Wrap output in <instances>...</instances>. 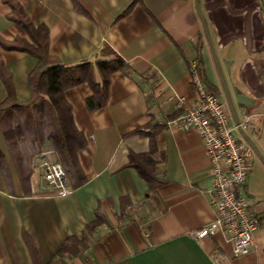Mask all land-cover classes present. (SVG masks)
<instances>
[{"label": "crops", "instance_id": "obj_1", "mask_svg": "<svg viewBox=\"0 0 264 264\" xmlns=\"http://www.w3.org/2000/svg\"><path fill=\"white\" fill-rule=\"evenodd\" d=\"M16 1L35 26L49 29L50 54L62 64H94L107 45L130 69L111 76L108 103L98 111L88 109L87 83L66 92L87 140L78 154L87 181L67 196L51 190L34 159L24 191L0 128L11 178L10 186L0 170V264H33L25 235L43 264H264V0ZM10 13L0 0V40H29ZM198 57L208 90L229 105L231 124L251 116L246 132H234L253 149L245 192L262 220L245 256L233 255L224 234L193 237L217 216L211 162L200 135L170 127L167 118L181 114L179 98L192 100L189 64ZM0 61L17 99L29 101L36 59L0 44ZM7 96L0 78V101ZM152 120L168 126L155 140L162 182L147 197L146 180L127 164L131 153L150 152V138L131 132ZM97 213L106 222L87 233ZM70 236L87 237V247L61 259Z\"/></svg>", "mask_w": 264, "mask_h": 264}, {"label": "trees", "instance_id": "obj_2", "mask_svg": "<svg viewBox=\"0 0 264 264\" xmlns=\"http://www.w3.org/2000/svg\"><path fill=\"white\" fill-rule=\"evenodd\" d=\"M3 1L11 8L10 19L26 32L29 40L17 38L12 44L0 40V44L7 50L26 53L37 61L35 68L29 74L31 98L27 102H20L17 99L12 76L0 61V78L8 93L7 98L0 101V128L9 154L24 191L30 190L31 160L36 155L48 151H53L58 161L63 164L75 190L87 181L78 159V154L86 147L87 140L74 123L72 107L66 100V92L87 83L93 91V95L86 102L88 109L91 112L98 111L106 107L108 103L111 76L116 72L127 73L130 68L107 45L101 54L103 58H99L94 64L91 62L71 66L62 64L50 54L49 29L44 25L35 26L16 0ZM128 12L129 10L124 15ZM200 49L201 47H199ZM197 60L205 82L202 61L200 57ZM176 117L177 114L167 120L169 122ZM168 122L152 120L131 132L148 136L152 144L151 150L147 154L131 153L127 164V167L135 168L146 180L149 187L147 197L154 194L156 187L162 182L155 169L159 162L155 140L156 135L168 126ZM0 170L11 186L9 168L1 149ZM125 202L123 198V205ZM105 222L104 217L97 213L96 220L87 225L86 232L91 233L95 227ZM25 239L32 255L33 264H43L32 241L26 235ZM87 243L88 240L85 236L82 239L75 236L67 237L57 256L61 259L74 257L81 248L87 247Z\"/></svg>", "mask_w": 264, "mask_h": 264}, {"label": "built area", "instance_id": "obj_3", "mask_svg": "<svg viewBox=\"0 0 264 264\" xmlns=\"http://www.w3.org/2000/svg\"><path fill=\"white\" fill-rule=\"evenodd\" d=\"M189 78L193 98L191 101L179 98L177 106L181 114L170 121L169 126L182 132L196 131L202 138L211 162V205L217 213L215 221L195 232L193 237L199 241L224 234L233 255L245 256L253 248L262 220L245 192L252 170L253 149L234 132H246L251 116L231 124L228 103L208 90L197 59L189 64ZM34 160L57 196H67L74 191L67 171L53 151L38 154Z\"/></svg>", "mask_w": 264, "mask_h": 264}, {"label": "water", "instance_id": "obj_4", "mask_svg": "<svg viewBox=\"0 0 264 264\" xmlns=\"http://www.w3.org/2000/svg\"><path fill=\"white\" fill-rule=\"evenodd\" d=\"M206 29V28H205Z\"/></svg>", "mask_w": 264, "mask_h": 264}]
</instances>
